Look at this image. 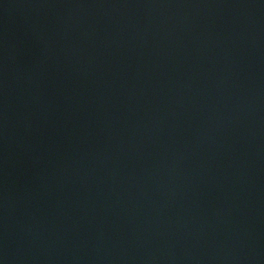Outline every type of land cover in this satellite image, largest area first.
I'll return each mask as SVG.
<instances>
[{
    "label": "water",
    "instance_id": "water-1",
    "mask_svg": "<svg viewBox=\"0 0 264 264\" xmlns=\"http://www.w3.org/2000/svg\"><path fill=\"white\" fill-rule=\"evenodd\" d=\"M0 264H264V0H0Z\"/></svg>",
    "mask_w": 264,
    "mask_h": 264
}]
</instances>
